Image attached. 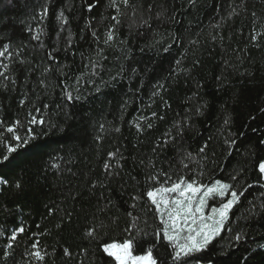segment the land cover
Listing matches in <instances>:
<instances>
[{
	"label": "trees",
	"instance_id": "trees-1",
	"mask_svg": "<svg viewBox=\"0 0 264 264\" xmlns=\"http://www.w3.org/2000/svg\"><path fill=\"white\" fill-rule=\"evenodd\" d=\"M131 5H119L123 15L109 46L103 41L117 14L111 0H0V37L4 42L11 37L13 49L27 44L26 58L33 66L50 67L43 77L47 87L36 83L39 72L14 87L0 84V121L26 124L33 105L46 120L43 127L32 126L35 140L0 164V176L9 181L0 185V230H6L0 250L11 231L23 226L26 231L14 249L18 264H27L29 258L21 253L36 240L47 253L44 264H110L100 245L130 238L125 229L132 212L147 233L136 237L134 245L135 254H142L152 246L159 221L151 210L142 211L146 197L139 202L131 197L143 195L148 174L162 170L173 179L183 174L204 184L219 179L238 189L253 185L230 214L229 226L243 232L244 239L237 242L234 232L225 231L188 264H264V180L258 172L264 161V35L251 39L254 28L264 33V0H196L195 5L189 0H131ZM43 6L48 14L41 19ZM232 8L238 14L229 16ZM60 12L67 24L58 19ZM37 33L41 41L31 40ZM48 52L54 60L47 59ZM25 94L30 102L21 106ZM152 112L164 119L153 118ZM142 115L148 121L141 124L153 127L137 132ZM176 124H183V137L173 145L164 134L176 136ZM165 139L169 144L154 153ZM230 139L236 140L231 149L225 143ZM206 141V152L198 154ZM117 149V156L109 158ZM3 152L0 146V158ZM187 152L192 159L183 161L188 164L184 168L180 161ZM106 161L119 175L105 173ZM233 174L236 181L229 179ZM17 181L22 190L15 188ZM93 227L99 232L95 240L85 237ZM65 248L71 256L64 255ZM153 254L158 261L167 255L159 244Z\"/></svg>",
	"mask_w": 264,
	"mask_h": 264
},
{
	"label": "snow or ice",
	"instance_id": "snow-or-ice-1",
	"mask_svg": "<svg viewBox=\"0 0 264 264\" xmlns=\"http://www.w3.org/2000/svg\"><path fill=\"white\" fill-rule=\"evenodd\" d=\"M8 2L10 3L11 0H8ZM189 3L195 5L196 0H189ZM119 5H123L125 8L133 7L131 0H119ZM119 5L117 4V0H111V6L115 7L117 14L112 16L111 19L115 21V25L108 29L103 41L104 44L109 46H111V42L115 39V26L120 24V16L123 15ZM92 7L90 5L89 10ZM152 7L153 5L151 4L147 6L149 12ZM47 14L48 9L46 6H43L40 18L43 19ZM235 14L238 13L235 8H232L229 16ZM255 15L253 13V17ZM58 19L62 21V24H67V19L63 12H60ZM143 25L150 27L148 20H144ZM28 31L31 32V28ZM259 35H264V33H257L254 28L251 39L257 41ZM93 36H96L95 32H93ZM31 40L41 41V34L37 33L32 35ZM4 41L5 37H0V84H3L5 88L9 86L14 87L22 79L27 80L29 73L34 75L39 72L41 78L36 83L39 86L47 87L43 77L50 71V67L45 66L41 70L39 66H33L26 58L25 50L27 49V44L23 42L17 43L15 49H13L14 41H12L11 37H7L6 42ZM68 45H71L70 38ZM171 46L164 47L163 51L168 52ZM40 47H44L43 43H40ZM47 59H55L52 52L47 53ZM176 65L177 67L180 65L179 60L176 61ZM157 87L162 88L163 84H158ZM157 94V92H153V96ZM65 95L67 100L71 101L73 99L71 93L66 92ZM78 98L76 97V99ZM29 102L27 94H25V97L20 100V105L24 106ZM44 107L46 108L47 105H44ZM41 111L40 107L33 105V110L27 113L26 124L19 119L10 125H6L4 121H0V146L4 148L2 158H0V164L8 162L13 153H16L22 146H26L32 140L36 139L35 128L32 126L43 127L46 123L42 115L39 117L36 115V113H40ZM196 111L197 114L200 113L199 108ZM151 116L161 120L164 119L163 116H158L156 112H152ZM140 121H148V118L143 115L138 118L135 124L137 132H143L153 127L151 122L142 125ZM224 123L227 125L229 121L226 119ZM174 127L176 128V136H171L170 132L164 134L166 137H170L173 145L176 144L177 137L182 139L184 126L183 124H176ZM101 128H103V125H101ZM21 129L23 133H21ZM116 131H119V128ZM5 133L9 135L6 137ZM210 139L211 137H209ZM225 143L231 149L236 144V140L230 139ZM168 144V139L163 140L154 146L153 152L163 150ZM261 144L264 145V140L261 141ZM208 146V142L206 141L199 148L198 154L205 153ZM117 153H119V149H117L116 153L109 152L108 156L109 158H115ZM228 155H231V151L228 152ZM119 159H123V156H120ZM191 159L192 154L187 152L183 154L180 163L184 168H188V164L183 163V161ZM140 163L143 164L144 162L141 161ZM52 167L58 168L59 166L53 164ZM103 169L109 177L119 175V172L114 173L112 171V165L107 161L103 164ZM258 172L260 174V180H264V161L259 163ZM229 179L236 181L237 176L233 174ZM147 180L150 183H147L143 195L137 194L132 196L131 199L134 202H139L145 200L146 197V208L142 209V211L146 213L147 210H151L155 219L159 221L152 232L153 244L142 254H135L134 245L136 244V237H139L142 233L143 235H147V233L138 227L139 217L133 216L132 212H129L127 215L131 218V222L125 229V232L129 233L130 238L124 239L123 242H104L100 245L102 253L110 258V264H168L169 260L171 264H188V258L196 253L207 250L218 237H221L223 232H234L229 226L230 214L233 208L241 202V197L244 196L245 192L253 187L252 184H247L238 189L234 183L223 182L219 179L211 184H204L191 176L186 177L183 174L173 179L168 172L162 170L149 173ZM260 180H257L256 183L259 184ZM8 184L9 181L5 177L0 176V185ZM260 186L264 187V184H260ZM22 187L19 181L15 182V188L17 190H22ZM91 187L93 189L96 188L97 183L93 182ZM229 195L230 198L225 200V197ZM217 198H219L218 206H212L210 213L206 214L205 209L209 207V200H217ZM136 206V203L132 204V208H136ZM260 207L264 209V204H261ZM100 210L103 211V209ZM52 214L53 210L50 208L49 215ZM68 215L70 216V214ZM99 227L102 228L104 226L101 224ZM4 231L6 230H0V235H3ZM25 231L26 229L23 226L16 227L11 231L6 247L0 250V256L3 257L0 260V264H18L15 259L14 249L18 236ZM133 232H135V236L132 235ZM244 235L243 232H234V240L239 242L244 239ZM85 237L92 238L93 240L98 239L99 232L97 227L88 229L85 232ZM157 244L164 247L167 253L166 257L159 261L153 254V248ZM64 255L71 256L68 248L64 249ZM46 256L47 253L41 250L38 240L31 243V250H25L24 253H21L22 258H29L27 264H30V261L44 264ZM243 259L246 261L247 258L245 257Z\"/></svg>",
	"mask_w": 264,
	"mask_h": 264
},
{
	"label": "rangeland",
	"instance_id": "rangeland-1",
	"mask_svg": "<svg viewBox=\"0 0 264 264\" xmlns=\"http://www.w3.org/2000/svg\"><path fill=\"white\" fill-rule=\"evenodd\" d=\"M227 198H230V195H229L228 197H225V200H226ZM218 199H219V198H218ZM211 201H212V200H209V207L205 209L206 214L210 213V211H211V207H212V206H218V203H217V204H212Z\"/></svg>",
	"mask_w": 264,
	"mask_h": 264
}]
</instances>
